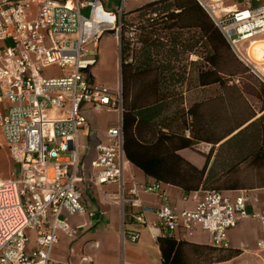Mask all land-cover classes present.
Instances as JSON below:
<instances>
[{
    "label": "built area",
    "instance_id": "obj_1",
    "mask_svg": "<svg viewBox=\"0 0 264 264\" xmlns=\"http://www.w3.org/2000/svg\"><path fill=\"white\" fill-rule=\"evenodd\" d=\"M127 1L108 11L101 0H0V102L6 104L0 110V152L12 165L7 179L0 176V264H51L59 233L74 240L84 226H71L68 218L95 215L84 203V184H116L117 197L104 195L129 204L134 222L144 225L146 214L154 213L162 234L191 236L201 230L217 248L226 247L228 232L240 220H256L262 231L258 247L264 249V208L248 211L253 200L249 190L234 195L203 190L199 198L194 196L193 208L179 209L171 205L162 182L126 188L120 78L114 89L97 82L92 70L103 35L113 31L118 49L122 34L131 49L140 44L135 24L123 30ZM196 2L235 56L259 73L248 50L264 35V3ZM51 68L55 70L47 72ZM87 110L117 115L115 125L95 145L89 174L80 144V136L89 135ZM140 192L157 195L160 205L142 204ZM128 239L136 242L139 233H130ZM80 262L92 264L93 259L81 254Z\"/></svg>",
    "mask_w": 264,
    "mask_h": 264
},
{
    "label": "trees",
    "instance_id": "obj_2",
    "mask_svg": "<svg viewBox=\"0 0 264 264\" xmlns=\"http://www.w3.org/2000/svg\"><path fill=\"white\" fill-rule=\"evenodd\" d=\"M127 15H137L142 23L137 27V50L129 47L123 34L120 39L126 159L147 176L179 187L185 194L264 187V84L255 82L254 87L241 88V81L236 83L234 77H240L245 68L196 0H151L123 14V30L130 27ZM181 54L198 59L179 64L177 57ZM191 83L194 87L217 85L221 89L220 100L231 108L224 119H218L212 111L204 113L202 101L185 105L184 96L189 90L182 87ZM246 94L259 99L260 116L256 117L251 108L242 116V107L248 104ZM215 98L204 101L211 104ZM228 118L235 125L217 136L215 124ZM251 119L254 120L235 134H253L244 146V155L218 176L211 175L208 157L199 168L177 153L200 142L214 145ZM156 241L162 264H213L239 254V250L197 245L172 235Z\"/></svg>",
    "mask_w": 264,
    "mask_h": 264
},
{
    "label": "crops",
    "instance_id": "obj_3",
    "mask_svg": "<svg viewBox=\"0 0 264 264\" xmlns=\"http://www.w3.org/2000/svg\"><path fill=\"white\" fill-rule=\"evenodd\" d=\"M149 1L151 0H128L124 5L123 12H131ZM121 3V0H101L102 7L108 11L120 9ZM102 38L103 36L98 43L99 60ZM116 41L118 44L117 39ZM251 46V51L249 52L250 56H253V54L255 58L258 54L260 57L264 56V50L260 49L264 47V39L257 40ZM197 59V56H195L191 61H196ZM259 59L260 58H258V60ZM94 75L97 77L96 72H94ZM102 83L113 88L108 81L106 82L104 80ZM195 94V98L198 99L201 97L202 91L196 90ZM216 95L217 93H210L209 97L213 99ZM5 106L6 104L4 102H0V110L4 109ZM99 113H101V115L114 114L115 118L112 120L107 119L104 122L101 119L100 126L96 119V115ZM86 114L88 118L89 135L80 136V144L83 150L82 158L85 173L89 174L91 170L90 162L95 156V145L103 139L105 131L115 125L117 115L115 111L94 112L92 110H87ZM259 114H257L256 117H258ZM253 120L254 119H251L243 125H248ZM241 128L242 127H239L229 136L214 145L204 142L198 144H204L209 147L218 146L223 141L230 139L232 135H235ZM198 144L193 147L180 149L177 153L195 166L201 168L205 162L206 156L196 152V146ZM206 150H209V148H206ZM197 154L199 156H197ZM208 166V168H210V161ZM9 168L11 170L12 165L10 166L9 164ZM123 176L126 181V188L134 183L138 186H142L157 181L153 177L147 176L140 168L130 163L127 159L124 163ZM8 177L9 175L2 178L7 179ZM162 188L169 196L171 205L179 209L193 208L196 203L195 199L199 198L203 191L198 190L185 194L179 187L163 182ZM238 191L239 190H230L228 192L234 195ZM105 193L109 196L117 197V185H83L84 203L87 210L94 211L95 215L91 218L87 216H73L68 218V222L71 226H76L78 224H83L84 226L79 230V234L74 240H69L63 233H59V243L52 249L50 254L51 264H82L80 262L81 254L91 255L93 259L92 264H122L123 262L131 264H162L161 253L156 240L158 237L166 235L160 232L155 214H146V224L140 225L130 218L129 213L132 208L129 204L123 206L107 200L104 195ZM249 193L252 195L253 200L247 206L248 211L264 208V187L249 189ZM194 196H196V198H194ZM139 198L142 204L152 208L158 207L161 202L160 198L153 193L140 192ZM132 232L139 233V239L136 242H132L128 239V235ZM172 236L176 240H185L197 245H211L210 235L201 230H197L191 236H185L180 232ZM261 237L262 231L260 224L256 220L249 218L240 220L236 227L228 232L227 245L225 247L239 250V254L229 260L213 264H264V249L258 247V241ZM71 250L73 251L72 253Z\"/></svg>",
    "mask_w": 264,
    "mask_h": 264
},
{
    "label": "rangeland",
    "instance_id": "obj_4",
    "mask_svg": "<svg viewBox=\"0 0 264 264\" xmlns=\"http://www.w3.org/2000/svg\"><path fill=\"white\" fill-rule=\"evenodd\" d=\"M238 3H241L243 0H235ZM253 5H260L264 3V0H250ZM84 14H86V11H83ZM127 24L129 26L135 24L137 27L140 26L142 23V19L138 18L137 15H127L126 16ZM115 39V40H114ZM116 37L113 35H108L105 34L103 35L102 41L100 43V60L98 65L93 68L92 74L97 82L102 83L104 80L109 82V84L112 85L114 89H116L119 86V69H118V44L116 41ZM256 40H261L264 39V35H261L260 37L258 36L255 38ZM140 47V44L137 47H134L133 50H137ZM251 47L248 50V54L251 51ZM260 49L264 50V47H261ZM97 54L99 56V53L97 51ZM257 56V55H256ZM251 61L255 63V66L257 67L259 73L254 74L245 64H243V68H245V72L241 74V76H236L234 77V80L236 83L239 84V80L242 83L241 88H244L246 86L254 87L256 85L255 82H259L264 84V56H261L258 54V56L255 58L254 54L253 56H249ZM252 57V58H251ZM194 55H190L188 58L186 55H179L177 57V61L180 62L179 64H184L186 63V59L188 61H191L194 59ZM255 60H254V59ZM258 58H260L258 60ZM257 62V63H256ZM51 70H55V68L49 69L47 72H50ZM94 72H96L97 77H95ZM102 81V82H101ZM189 90L188 92L185 93V105H189L192 102H196L195 100H199L204 102V106L202 107V110L204 113H207L209 111H212L214 116L219 118H225L226 112L230 111L231 108L228 107L222 100H220V94H221V89L217 85H212L208 87H194V84L191 83L190 85L183 84L182 88H186ZM196 90H201L202 94L200 98H195V91ZM210 93H217V97L214 99V101L210 104L209 102L204 101L205 98H209ZM246 98L248 101V104L244 105L242 107L243 114L247 115L248 110L251 108L255 110L257 114H259V109H260V101L259 99L256 98L253 94H246ZM260 116V114L258 115ZM96 119L98 121V124L101 126V119L103 122L107 119H114L115 115L114 114H107V115H101V113L96 115ZM235 122L233 120H230L229 118L227 121H221L219 120L218 123L215 124V134L218 136L224 134L228 128L234 126ZM252 135V136H251ZM253 137V134H242L239 137H235V135H232L230 139L227 141H223L220 143L218 146H206L204 144H198L196 146V152L200 153L202 155H205L206 157L209 158L210 161V170H211V175L218 176L222 171H225L226 169L235 166L237 161L244 155L243 150L244 146L248 143L249 139ZM206 148H209V150H206ZM211 148V149H210ZM197 156H199L197 154ZM9 164L11 166L10 161L7 159L4 153L0 152V174L1 176L7 177V175L10 174V168ZM18 172V167H14V174ZM1 177V178H2ZM212 184H209L213 185ZM248 184V183H245Z\"/></svg>",
    "mask_w": 264,
    "mask_h": 264
},
{
    "label": "water",
    "instance_id": "obj_5",
    "mask_svg": "<svg viewBox=\"0 0 264 264\" xmlns=\"http://www.w3.org/2000/svg\"><path fill=\"white\" fill-rule=\"evenodd\" d=\"M109 34H111V35H114V32H113V31H111V32H109Z\"/></svg>",
    "mask_w": 264,
    "mask_h": 264
},
{
    "label": "bare ground",
    "instance_id": "obj_6",
    "mask_svg": "<svg viewBox=\"0 0 264 264\" xmlns=\"http://www.w3.org/2000/svg\"><path fill=\"white\" fill-rule=\"evenodd\" d=\"M259 37H260V36H259ZM256 41H257V40H254V42H256ZM254 42H252V44H253ZM252 44H251V45H252ZM249 56H250V54H249ZM256 63H257V62H256Z\"/></svg>",
    "mask_w": 264,
    "mask_h": 264
},
{
    "label": "flooded vegetation",
    "instance_id": "obj_7",
    "mask_svg": "<svg viewBox=\"0 0 264 264\" xmlns=\"http://www.w3.org/2000/svg\"><path fill=\"white\" fill-rule=\"evenodd\" d=\"M245 126H246V125H242L241 127L244 128ZM242 128H241V129H242ZM241 129H239V130H241Z\"/></svg>",
    "mask_w": 264,
    "mask_h": 264
}]
</instances>
